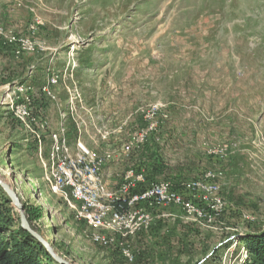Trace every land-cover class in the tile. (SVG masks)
<instances>
[{
    "label": "rangeland",
    "instance_id": "rangeland-1",
    "mask_svg": "<svg viewBox=\"0 0 264 264\" xmlns=\"http://www.w3.org/2000/svg\"><path fill=\"white\" fill-rule=\"evenodd\" d=\"M152 108L158 131L126 159ZM64 139L122 157L120 183L143 171L145 188L170 182L204 215L219 196L223 213L154 207L126 262L48 186ZM208 172L218 194L187 188ZM0 178L72 264H253L238 239L264 233V0H0Z\"/></svg>",
    "mask_w": 264,
    "mask_h": 264
},
{
    "label": "bare ground",
    "instance_id": "bare-ground-1",
    "mask_svg": "<svg viewBox=\"0 0 264 264\" xmlns=\"http://www.w3.org/2000/svg\"><path fill=\"white\" fill-rule=\"evenodd\" d=\"M52 82L56 83L55 80ZM163 112L162 118H167L166 112ZM141 114L146 123L145 133H142L144 128H140L134 133L138 134V140H131L130 144L122 148L126 159L135 149L145 145L149 136L156 133L154 124L148 123L157 122L159 129V118L153 108ZM26 115L28 114L25 110ZM113 158H117L113 153H105L102 157L94 156L81 140H78L77 150L74 152L65 139L56 140L49 151V164H45L47 171L45 179L50 189L61 197L89 228L100 230L92 235V241L106 247H118L122 258L127 262H134L136 258L132 241L139 235H147L151 231L153 217L150 210L154 207L179 206L189 215L204 217L209 224L214 223L220 216L218 212H223L224 204L219 196L214 199L211 212L204 215L203 209L186 200L173 186L169 190H160V195L159 193L146 195L159 186L172 185L170 182H158L147 187L143 193H135V190L145 183V175L143 172L138 174L133 169L125 174L119 189L113 191L107 186L103 174L105 165ZM219 179V174L208 172L202 180L191 183L187 188L190 191H201L202 194H218ZM2 181L8 183L3 179ZM122 192H125V200ZM205 198L206 196L199 197ZM140 226H143L142 232L137 231Z\"/></svg>",
    "mask_w": 264,
    "mask_h": 264
},
{
    "label": "trees",
    "instance_id": "trees-1",
    "mask_svg": "<svg viewBox=\"0 0 264 264\" xmlns=\"http://www.w3.org/2000/svg\"><path fill=\"white\" fill-rule=\"evenodd\" d=\"M67 129L68 137H74L76 128L70 117ZM141 172L143 171H139L138 173ZM147 175L148 171L146 177ZM142 185L137 188L138 190H135V193H143L146 190ZM24 209L27 213L28 221L32 228H34L32 217L29 215L27 208L25 207ZM238 242L247 248L252 257L253 264H264V233H247L244 237L239 238ZM53 263L54 260L42 244L21 228L19 219L14 215V208L10 199L0 187V264Z\"/></svg>",
    "mask_w": 264,
    "mask_h": 264
},
{
    "label": "water",
    "instance_id": "water-1",
    "mask_svg": "<svg viewBox=\"0 0 264 264\" xmlns=\"http://www.w3.org/2000/svg\"><path fill=\"white\" fill-rule=\"evenodd\" d=\"M0 187L7 194L8 198L10 199L16 210H18L20 215L21 228L27 231L34 239H36L40 244H42V246L46 249V251L48 252V254L51 256V258L54 260L56 264H72L66 259H64L62 256H60L53 248V246L41 234H39L38 232L32 229L25 214L24 206L21 203V201L18 199L17 194L8 184H5L1 178H0Z\"/></svg>",
    "mask_w": 264,
    "mask_h": 264
},
{
    "label": "crops",
    "instance_id": "crops-1",
    "mask_svg": "<svg viewBox=\"0 0 264 264\" xmlns=\"http://www.w3.org/2000/svg\"><path fill=\"white\" fill-rule=\"evenodd\" d=\"M106 114H109V113L107 112ZM51 134L49 136H51ZM44 135L47 136V133H44ZM49 144H50L49 141L46 140V150L45 151L47 152V155L49 151ZM122 162L123 161L121 160V158H115L114 160H111L109 163H107L104 167L105 182L107 183V186L110 189H115L114 187L117 185L116 186L117 188L120 184V180H118L117 178L119 177V174H118L119 172H117V168H118V165H121Z\"/></svg>",
    "mask_w": 264,
    "mask_h": 264
},
{
    "label": "built area",
    "instance_id": "built-area-1",
    "mask_svg": "<svg viewBox=\"0 0 264 264\" xmlns=\"http://www.w3.org/2000/svg\"><path fill=\"white\" fill-rule=\"evenodd\" d=\"M148 124H154V127L156 128V132L158 131V128H157V122L156 123H148ZM142 133H145V128H144V131H142ZM131 140H135V141H137L138 140V134H133V133H131ZM125 148V147H124ZM115 158H113V160H114ZM91 176V178H93V175L91 174L90 175ZM215 184V183H214ZM169 188H172V185H168V186H159V187H157V189L155 190V191H153V192H149V194H146V195H152V193H159V195H160V190H169ZM186 195H188L189 196V194H186ZM122 197H123V199L125 200V192H122ZM219 214L220 213H223V212H218ZM142 228H143V226H140L139 227V229H137V231H139V232H142Z\"/></svg>",
    "mask_w": 264,
    "mask_h": 264
}]
</instances>
